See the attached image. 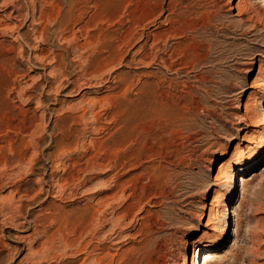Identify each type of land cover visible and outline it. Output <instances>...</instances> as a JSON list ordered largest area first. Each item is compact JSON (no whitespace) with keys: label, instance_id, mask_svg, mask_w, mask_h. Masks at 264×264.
<instances>
[{"label":"rangeland","instance_id":"rangeland-1","mask_svg":"<svg viewBox=\"0 0 264 264\" xmlns=\"http://www.w3.org/2000/svg\"><path fill=\"white\" fill-rule=\"evenodd\" d=\"M68 1L0 0V264H264V0Z\"/></svg>","mask_w":264,"mask_h":264},{"label":"bare ground","instance_id":"bare-ground-1","mask_svg":"<svg viewBox=\"0 0 264 264\" xmlns=\"http://www.w3.org/2000/svg\"><path fill=\"white\" fill-rule=\"evenodd\" d=\"M68 1V0H67ZM80 1V0H79ZM78 1V2H79ZM69 2V1H68ZM239 2V0H232L231 1V5H232V7L230 8V11H232V10H235L236 9V7L234 6V5H236V3H238ZM113 3H114V0H99L98 2H97V5L95 6V8H97V10L99 11V13H103V12H105V11H107V10H109V9H112V5H113ZM79 5H81V4H79ZM115 5V4H114ZM260 5V4H259ZM261 5H263V4H261ZM118 6V5H117ZM234 6V7H233ZM264 6V5H263ZM76 7L77 6H75V8H74V11L75 10H77L76 9ZM122 7V6H121ZM250 7V6H249ZM54 8V7H53ZM119 8H120V6H119ZM254 8V7H253ZM246 9H247V7H246ZM249 10V9H248ZM59 11V10H58ZM119 10L116 8V12H118ZM229 11V12H230ZM51 12V11H50ZM52 12H54V11H52ZM55 12H56V10H55ZM262 12V11H261ZM52 14V13H51ZM71 14H72V12H71ZM53 15H54V13H53ZM60 15H61V13H60ZM51 17V16H50ZM49 17V15H48V18H50ZM50 19H52V18H50ZM54 21V20H53ZM92 23H94V21L92 20ZM90 25V24H89ZM84 28V27H83ZM85 30H87V29H83L82 31H84L85 32ZM102 36V35H101ZM90 38H94L93 36H90ZM140 42H141V52H142V54H143V56H142V58H141V64L142 65H147L148 64V59H149V57L146 55V52H147V47H148V45H149V41H150V33H147V32H144V33H142L141 35H140ZM100 39H101V37H100ZM109 40H110V37L109 36H104V39H103V41H104V44L107 46L106 47V53H109L110 54V56H109V58H107L106 60H108V59H110V58H112V55H114V54H116L117 53V51H116V49H115V47H112V49H110L109 48ZM100 42H102V41H100ZM139 42V43H140ZM101 44V43H100ZM99 47V46H98ZM153 47V46H152ZM149 65V64H148ZM144 76V75H143ZM146 76V75H145ZM223 154V153H222ZM263 156H264V141H263V143L258 147V149H257V151L256 152H253L252 154H250L245 160H244V164H247V163H249V162H251L252 160H255V161H260L262 158H263ZM112 158V156L110 157V159ZM237 164H239V163H237ZM99 165V164H98ZM238 166H240L241 167V165L239 164V165H237V167ZM226 179V178H225ZM226 182H228L229 183V186H230V188H231V191H230V196H229V199L230 200H233V195H234V193H235V175L234 176H231V177H229L227 180H226ZM245 182H247V181H245ZM221 186V185H220ZM217 193V192H216ZM216 193H214V195L216 194ZM216 198V197H215ZM215 198H213L212 199V203H211V206H212V209H211V211L212 210H214L213 208L214 207H216V206H214V202H215ZM104 200V199H103ZM217 200V199H216ZM99 201H101V200H99ZM102 202H104V201H102ZM101 202V203H102ZM235 202V201H234ZM256 202V201H255ZM100 203V202H99ZM100 203V204H101ZM218 203V202H217ZM250 203V202H249ZM258 203V202H257ZM255 203H250V205H249V210H253V208L255 207V205H254ZM99 205V204H98ZM103 205V204H102ZM101 205V206H102ZM259 205H261L260 203H259ZM259 205H257V207L259 206ZM256 207V208H257ZM260 209V208H259ZM127 210V209H126ZM256 210H258V209H256ZM261 210V209H260ZM254 211V210H253ZM255 212V211H254ZM259 212V211H258ZM126 214V213H125ZM124 216V215H123ZM123 216H122V219H124L123 218ZM125 216H127V215H125ZM92 218L94 219V216H91V220H92ZM97 220H98V218H96ZM100 219V218H99ZM102 219V218H101ZM93 221V220H92ZM99 222H100V220H98ZM98 221H96V222H98ZM93 222H95V220L93 221ZM97 223V225H99L100 223ZM106 222H108V221H106ZM104 223H105V221H104ZM258 223V222H257ZM256 223V224H257ZM101 226V225H100ZM99 226V227H100ZM103 226V228L105 227L104 225H102ZM257 226V225H256ZM87 227V225H86V223L83 225V228H86ZM249 228V227H248ZM255 228V227H254ZM253 229V228H252ZM256 229H258L257 227H256ZM246 230V235H247V233L249 234L252 230H250V229H245ZM259 232H260V230H259ZM252 233H255L254 232V229H253V231H252ZM253 237H254V235L253 234H251ZM229 236H230V232H229V224L226 222V223H219V224H217L215 227H214V229L211 231V232H209V233H204L203 235H201V236H199V237H197V239H195L194 241H192V242H190V245H192V246H194L195 247V250H194V252H193V254H192V262H191V264H198V259L200 258V254H201V252L202 253H204V252H206V251H208L209 250V245H217L218 243H220V242H224V241H226V240H228V238H229ZM250 237V236H249ZM246 238V237H245ZM248 238V237H247ZM255 239V238H254ZM250 240V239H249ZM261 241V240H260ZM251 242V241H250ZM264 242V241H263ZM259 243V242H258ZM261 243V242H260ZM246 244H248L247 242H246ZM262 244V243H261ZM251 245V244H250ZM256 245V244H255ZM254 245V246H255ZM259 245V244H258ZM71 246V245H70ZM91 246V245H90ZM249 246V245H248ZM253 246V245H252ZM260 247V246H259ZM253 248V247H252ZM255 248V247H254ZM253 248V249H254ZM85 249V248H84ZM83 249V250H84ZM87 249H89L88 247H87ZM86 249V250H87ZM91 249V248H90ZM196 249H198L199 251L197 252L196 251ZM253 249H251L252 251H253ZM88 251V250H87ZM255 251V250H254ZM257 251V250H256ZM95 252V251H94ZM257 252H259V249H258V251ZM259 254V253H258ZM252 255H254L253 253H252ZM255 256H256V254H255ZM257 257V256H256ZM256 257H254V258H256ZM253 258V259H254ZM258 259V258H257ZM253 261V260H252ZM251 261V262H252ZM255 262H256V259H255ZM255 262H254V264H255ZM102 263V262H101ZM100 263V264H101ZM208 262H203V264H207ZM186 264H188V263H186Z\"/></svg>","mask_w":264,"mask_h":264}]
</instances>
